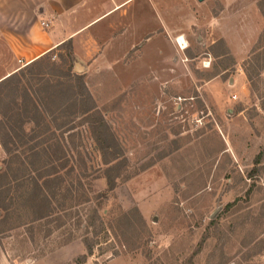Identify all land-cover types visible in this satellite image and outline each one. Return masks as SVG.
Listing matches in <instances>:
<instances>
[{"label":"rangeland","instance_id":"1","mask_svg":"<svg viewBox=\"0 0 264 264\" xmlns=\"http://www.w3.org/2000/svg\"><path fill=\"white\" fill-rule=\"evenodd\" d=\"M149 1L163 43L121 39L95 56L81 53L87 35L0 89V136L13 139L0 170L87 167L61 171L40 224L26 187L0 209L9 259L86 241L93 264H264V0ZM98 133L118 154L112 191Z\"/></svg>","mask_w":264,"mask_h":264},{"label":"crops","instance_id":"2","mask_svg":"<svg viewBox=\"0 0 264 264\" xmlns=\"http://www.w3.org/2000/svg\"><path fill=\"white\" fill-rule=\"evenodd\" d=\"M151 6L157 7L149 0H0V80L67 41L77 44L87 35L93 38L92 45L76 50L95 56L114 42L119 47L121 39L127 50L150 40L159 45L165 22L151 13ZM154 46L146 43L144 53ZM85 254L83 245L73 241L27 263L11 260L1 251L0 264H73ZM92 260L87 255L82 264H93Z\"/></svg>","mask_w":264,"mask_h":264},{"label":"trees","instance_id":"3","mask_svg":"<svg viewBox=\"0 0 264 264\" xmlns=\"http://www.w3.org/2000/svg\"><path fill=\"white\" fill-rule=\"evenodd\" d=\"M42 57H40L39 59H41ZM39 59L31 61L30 63L26 64L24 68L37 62ZM22 69L23 68H20L19 70L11 73L10 75L0 80V89L4 87H8L13 82L14 79H17L20 76ZM11 110L12 109H9L8 111L7 108V112H10ZM87 111L89 112V109ZM27 121L28 119H25L23 122H27ZM101 135L99 133L95 135V140L101 143L103 163L106 165L104 177L108 185L107 190L112 191L115 187V180L113 179L111 172H113L114 170H119L118 164H116V162L112 164V161H114L117 158L118 154L115 151H111L110 146L104 143V140L102 139L103 137ZM32 137L33 135H30V138ZM0 142L5 152L12 156V151L9 146L10 143L13 144L12 136L10 134H7L5 138L0 136ZM35 153H37V151H35ZM107 153L110 155L109 159L104 158L107 155ZM77 166L78 165H70L69 167L66 168L65 164H56V163L54 164L51 162L47 166H43L41 168L39 167L38 169L35 168L34 171L35 173L37 172V177L32 174L29 175L28 173V178L26 177L20 179L19 175L16 172V169L13 168L9 162V166L7 167V169L0 170V209L1 210H7L9 208L17 209V207H15L16 201L21 195V192H19V190L26 187L28 188V190L26 189L24 190L28 192L26 203L29 204L28 208L30 209L29 213L31 214L30 222L31 223L37 222L40 224V222L50 218L54 213L55 208H53L52 203H53V199L56 197L57 188L60 186V183L63 181V179L61 178L62 176L61 173L66 170V174H71L72 172L82 168L84 169L83 172H86L87 167L80 166L78 169ZM39 179L41 181H39ZM79 183L81 184V182ZM58 204L61 207L63 203L58 202ZM231 205H232L231 203H228L225 206V209L229 208V206ZM83 243L87 254L91 255L92 246L86 241H84ZM85 259H86V255H81L82 263L85 261Z\"/></svg>","mask_w":264,"mask_h":264},{"label":"water","instance_id":"4","mask_svg":"<svg viewBox=\"0 0 264 264\" xmlns=\"http://www.w3.org/2000/svg\"><path fill=\"white\" fill-rule=\"evenodd\" d=\"M197 1H199V2H201V1H204V0H197ZM79 68V66H77V69Z\"/></svg>","mask_w":264,"mask_h":264},{"label":"bare ground","instance_id":"5","mask_svg":"<svg viewBox=\"0 0 264 264\" xmlns=\"http://www.w3.org/2000/svg\"><path fill=\"white\" fill-rule=\"evenodd\" d=\"M179 40H181V38Z\"/></svg>","mask_w":264,"mask_h":264}]
</instances>
